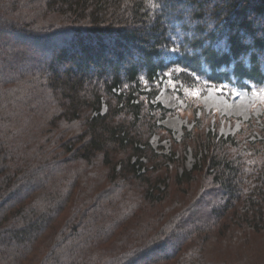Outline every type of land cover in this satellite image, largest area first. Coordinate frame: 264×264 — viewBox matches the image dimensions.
<instances>
[{
	"label": "trees",
	"instance_id": "1",
	"mask_svg": "<svg viewBox=\"0 0 264 264\" xmlns=\"http://www.w3.org/2000/svg\"><path fill=\"white\" fill-rule=\"evenodd\" d=\"M165 83L263 87L264 0H0V264H264V129L187 168Z\"/></svg>",
	"mask_w": 264,
	"mask_h": 264
},
{
	"label": "rangeland",
	"instance_id": "2",
	"mask_svg": "<svg viewBox=\"0 0 264 264\" xmlns=\"http://www.w3.org/2000/svg\"><path fill=\"white\" fill-rule=\"evenodd\" d=\"M157 100L173 111L160 124L173 134L159 133L153 136L150 139L152 148L158 153L167 154L174 146L181 147L180 162L184 159L187 168H192L195 160L193 151L181 145L185 129L201 131L211 125L225 137L246 132L250 142H254L258 136L249 128L250 120L257 124L258 129H264V88L248 92L224 85L207 92L199 89L182 93L174 84L165 83Z\"/></svg>",
	"mask_w": 264,
	"mask_h": 264
}]
</instances>
